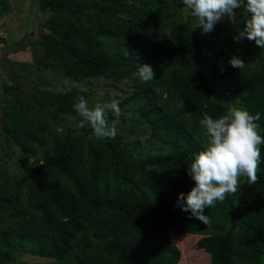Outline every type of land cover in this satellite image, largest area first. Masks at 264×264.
Masks as SVG:
<instances>
[{
	"label": "trees",
	"instance_id": "1",
	"mask_svg": "<svg viewBox=\"0 0 264 264\" xmlns=\"http://www.w3.org/2000/svg\"><path fill=\"white\" fill-rule=\"evenodd\" d=\"M45 6L50 16L38 38H29L42 52L37 64L68 78L128 79L125 102L148 126L149 140L166 150L145 155L120 132L96 139L87 124L85 133L62 128L58 118L78 92L15 81L1 129L32 162L19 178L0 170V264H21L24 254L52 264H179L171 238L180 235L200 236L196 248L210 264H264V145L259 182L242 177L235 194L204 210L209 225L177 206L179 194L196 186L189 168L207 146L200 120L229 109L214 98L217 87L225 85L241 109L259 114L264 136V48L246 37L233 45L248 17L238 16L231 33L222 20L203 33L191 13L182 19L177 0H46ZM233 57L243 60L242 70L231 66ZM143 64L153 67L155 79L141 80Z\"/></svg>",
	"mask_w": 264,
	"mask_h": 264
},
{
	"label": "rangeland",
	"instance_id": "2",
	"mask_svg": "<svg viewBox=\"0 0 264 264\" xmlns=\"http://www.w3.org/2000/svg\"><path fill=\"white\" fill-rule=\"evenodd\" d=\"M45 1L0 0V119L4 105L11 99L9 87L15 81L22 82L25 88H29L32 82H36L38 89L41 90L56 93L76 91L79 97L84 96L88 100L90 107H94L97 102L119 100L122 115L118 118L116 128L117 132L125 135L124 143L136 153L150 155L164 152L166 147L149 140L148 126L134 112V107L125 102L131 93L128 79H119L114 76L93 79L68 78L55 68H44L37 64L36 60L41 57L42 52L37 47L30 45L29 38H38L41 24L50 16ZM177 5L180 16L184 20V16L190 14L191 10H185L182 0H177ZM235 11L236 18L238 16L248 17V13L243 8ZM222 22L224 33H231L230 30L233 29L234 23L227 16L222 19ZM234 37L233 45L234 48H237L239 45L236 44L237 41ZM109 42L110 48L117 51L118 47L115 41L110 40ZM214 98L222 99L229 105L240 108L237 99L226 90L225 85L217 87ZM76 102L77 99L70 111L59 117L58 121L62 128L72 127L85 133L86 127H80L83 118L73 107ZM176 107H179V104ZM108 119L109 123L117 120L111 112L108 113ZM31 162L32 160L3 133L0 124V170L19 178ZM156 167L152 166L150 170ZM200 238L196 235H180L171 238L172 244L181 252L179 264H210L209 255L196 248V243ZM52 262L51 259L24 254L21 264H52Z\"/></svg>",
	"mask_w": 264,
	"mask_h": 264
},
{
	"label": "clouds",
	"instance_id": "3",
	"mask_svg": "<svg viewBox=\"0 0 264 264\" xmlns=\"http://www.w3.org/2000/svg\"><path fill=\"white\" fill-rule=\"evenodd\" d=\"M185 10H191V15L198 21L193 26L209 33L225 16L236 23V9L248 13L245 27L234 39L242 38L254 41L256 46L264 48V0H182ZM129 58V54L127 52ZM229 63L234 68L243 69L242 59L233 57ZM137 74L142 81L155 79L152 66H138ZM119 100L97 102L90 107L84 96L77 98L74 109L83 118L80 127L85 124L92 130L96 139H114L117 135L116 123L122 115ZM115 115L117 120L109 123L108 113ZM259 114L252 115L247 110L230 104L226 114L214 119L208 113L203 115L200 125L202 135L207 140V146L200 151L191 163L188 174L196 186L185 196L179 194L177 206L182 205V211L191 212V216L199 219L205 225L210 219L204 215L206 208L214 207L223 202L226 196L235 194L240 189L241 178H247L248 183L259 182L261 162V145L264 136L260 134Z\"/></svg>",
	"mask_w": 264,
	"mask_h": 264
}]
</instances>
